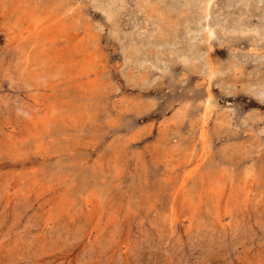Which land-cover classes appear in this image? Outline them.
Segmentation results:
<instances>
[{
    "label": "rangeland",
    "instance_id": "obj_1",
    "mask_svg": "<svg viewBox=\"0 0 264 264\" xmlns=\"http://www.w3.org/2000/svg\"><path fill=\"white\" fill-rule=\"evenodd\" d=\"M114 2L0 0V264H264V39Z\"/></svg>",
    "mask_w": 264,
    "mask_h": 264
},
{
    "label": "bare ground",
    "instance_id": "obj_2",
    "mask_svg": "<svg viewBox=\"0 0 264 264\" xmlns=\"http://www.w3.org/2000/svg\"><path fill=\"white\" fill-rule=\"evenodd\" d=\"M114 1L115 0H112V3H115ZM186 1H187L186 3H188V4H190V3H194V5L197 4L198 5V9L201 10L200 11L201 16L199 15L201 17L200 18V20H201L200 22L203 23L201 29L203 30V32L205 31V36H202V38L204 37L203 39L207 40L208 43L210 44V46H209V52H211L210 54H212V44H211V42L214 39L218 38L217 37L218 34H217L216 31L220 30V28L218 29V27H220V26H222L221 27L222 32H223V34L226 35V39L227 40L240 42L242 39L250 38L251 40H253V43H255V45H257L256 43H259V42H261V44H262V41L264 39V15H262L263 17H261L260 20L258 21L259 22L258 25H254L251 22L250 19L248 20V15L250 13L249 12V8H250V5L253 4L252 0H229L228 4H229V8H231V10H229V11L224 10L223 15L220 14L219 10L215 8L216 4H219V0H196V1H193V2H191L190 0H186ZM240 3H241V5L238 6V4H240ZM110 11L111 10H109V12ZM110 13H112V11ZM252 14L254 15V13H252ZM186 23H188V22H186ZM163 24L165 25V23H163ZM158 28H160V27L158 26ZM188 28H190V27H188ZM197 32H199V30ZM203 32H201L202 35H203ZM188 34L189 33H186L185 36L186 37L189 36ZM196 38H198V37H196ZM191 39H192V37H191ZM189 46H190L189 52H190V54L191 53L192 54L189 57V54L187 55V53H185L183 55V58H185V66L188 67V69H194L195 65H198V64L195 63L196 62L195 59L197 57H195L194 53L192 52L193 51V49H192L193 44H189ZM200 50H202V49H200ZM196 60H199V59L197 58ZM215 61H216V59H215ZM255 61H256V59H255ZM255 61H253V62H255ZM263 61H264V59H263ZM210 63L214 64L213 61H210ZM216 65L213 66L214 69L212 68L213 72H215ZM231 72L234 73V71H231ZM252 72L249 75L253 74ZM258 76H260V75H258ZM255 78H257V77H255ZM250 87H249V91L251 93H257L256 95H260L261 96V100H262L261 102L264 103V83L260 82V81L253 82L250 85ZM256 95H254V97Z\"/></svg>",
    "mask_w": 264,
    "mask_h": 264
}]
</instances>
